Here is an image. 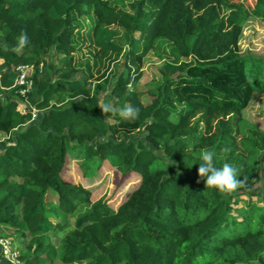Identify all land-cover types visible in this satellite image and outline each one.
<instances>
[{"label": "trees", "instance_id": "16d2710c", "mask_svg": "<svg viewBox=\"0 0 264 264\" xmlns=\"http://www.w3.org/2000/svg\"><path fill=\"white\" fill-rule=\"evenodd\" d=\"M119 1L0 0V232L20 238L22 264H264V129L244 115L264 93V56L239 47L247 21L264 20V0ZM86 17L97 57L122 56L110 111L79 64L47 57L77 49ZM156 41L166 57L143 91ZM22 63L33 67L25 96L14 83ZM127 106L135 119L120 117ZM203 151L236 166L235 189L204 186ZM69 158L89 183L109 166V195L92 199L90 184L67 180Z\"/></svg>", "mask_w": 264, "mask_h": 264}, {"label": "rangeland", "instance_id": "374dc122", "mask_svg": "<svg viewBox=\"0 0 264 264\" xmlns=\"http://www.w3.org/2000/svg\"><path fill=\"white\" fill-rule=\"evenodd\" d=\"M123 1L124 3H128L131 0ZM229 1L241 2L251 8V3L253 4L254 0ZM115 2L120 3L119 0H115ZM91 25V17H86L79 22L73 36V41L74 44H76L75 46L77 49L71 55H65L62 52L53 49L47 57L57 65H62L66 60L72 58V63L79 64L80 66L77 76L91 80V89L98 93L101 104L105 105L107 104L105 98L108 93L109 85L114 80L118 64L122 63V56L120 53L118 55L111 54L105 57H97V48L91 43ZM113 29L115 31L116 39L123 45V47H126L122 30L118 27H113ZM155 47L160 55L155 50H150L142 62L141 76L137 82V86L143 91H145L153 78L158 75V66L166 57L168 44L156 41ZM239 47L242 52L249 51L264 56V20L250 18L247 21L239 40ZM146 98L147 96L144 95L143 99L145 100ZM244 115L251 121L255 122L260 128L264 129V93H255L253 95L244 110ZM3 138L4 134H0V140ZM76 163L75 159L69 158L65 164L63 176L67 180L69 179L73 183H81L83 186H88V184H90L91 187H93L91 191L92 199H96L101 195L107 197L114 187L112 170H110V167L105 164L103 169L98 172V176L94 181L89 183L87 182V179L81 175ZM133 178V176H130L126 179L125 184L119 189V195H121L127 187H131L133 185L132 183H135V181L132 182ZM47 200L50 202L55 201L51 195L47 196ZM111 201V203L115 205V202L113 200ZM240 204L241 202L239 205ZM1 227L2 231L0 234L10 239L12 248L18 251V254L20 255L21 251L19 247H22V242L19 240L20 238L17 239L7 225H1ZM0 261L3 264H6L2 261L1 257Z\"/></svg>", "mask_w": 264, "mask_h": 264}, {"label": "clouds", "instance_id": "9594fccd", "mask_svg": "<svg viewBox=\"0 0 264 264\" xmlns=\"http://www.w3.org/2000/svg\"><path fill=\"white\" fill-rule=\"evenodd\" d=\"M25 39V37H21L22 42ZM110 110L111 108L108 104L103 106V111ZM138 114L139 109L134 106L122 107L119 110L120 117L125 120H133ZM215 155L214 151H203L199 154L198 162L195 163L198 165V177L203 180L204 186L215 188L221 192L235 189L240 183L236 166L228 162L218 166L214 159Z\"/></svg>", "mask_w": 264, "mask_h": 264}, {"label": "built area", "instance_id": "2783aa9c", "mask_svg": "<svg viewBox=\"0 0 264 264\" xmlns=\"http://www.w3.org/2000/svg\"><path fill=\"white\" fill-rule=\"evenodd\" d=\"M17 75L15 78V84L19 86L18 92L21 96H25L26 92L32 86V74L33 67L29 64H19L16 66ZM25 104L20 105V110L24 111ZM31 110V118H35L37 116V109L29 105ZM0 257L7 264H22V261L19 257L18 251L14 250L11 245V241L9 238L0 234Z\"/></svg>", "mask_w": 264, "mask_h": 264}, {"label": "crops", "instance_id": "0c3cea01", "mask_svg": "<svg viewBox=\"0 0 264 264\" xmlns=\"http://www.w3.org/2000/svg\"><path fill=\"white\" fill-rule=\"evenodd\" d=\"M3 60L0 58V63L2 62Z\"/></svg>", "mask_w": 264, "mask_h": 264}]
</instances>
